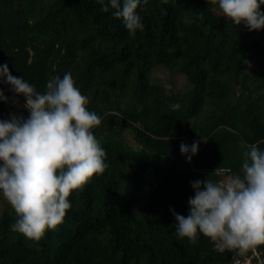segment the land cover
Instances as JSON below:
<instances>
[{
	"label": "trees",
	"instance_id": "1",
	"mask_svg": "<svg viewBox=\"0 0 264 264\" xmlns=\"http://www.w3.org/2000/svg\"><path fill=\"white\" fill-rule=\"evenodd\" d=\"M101 9L97 0H0V65L40 92L70 72L103 118L93 132L109 165L39 241L11 230L17 217L0 197V264H231L203 235L178 238L173 210L189 214L191 181L222 164L241 171V138L264 141V31L232 23L218 0H148L134 35ZM160 73L183 75L187 89ZM0 87L9 101L0 119L27 117L23 97ZM194 141L189 163L180 145Z\"/></svg>",
	"mask_w": 264,
	"mask_h": 264
},
{
	"label": "clouds",
	"instance_id": "2",
	"mask_svg": "<svg viewBox=\"0 0 264 264\" xmlns=\"http://www.w3.org/2000/svg\"><path fill=\"white\" fill-rule=\"evenodd\" d=\"M97 2L105 13L114 10L129 34L143 31L138 9L148 0ZM218 8L235 25L264 31V0H218ZM5 83L24 98L28 116L10 114L9 119H0V197L16 214L11 230L39 241L48 230L63 224L72 206L70 196L109 167L106 151L93 132L103 118L88 109V98L70 72L63 78H50L46 90L40 92L23 77L13 76L7 65H0V85ZM0 102H9L2 87ZM171 107L178 110L180 105ZM261 143L240 139L243 162L239 173L222 164L207 179L190 182L194 196L188 201L189 214L173 210L178 238L196 243L203 235L221 253H232L231 264H251L259 255L264 248ZM180 149L191 163L199 152V141L191 146L181 143Z\"/></svg>",
	"mask_w": 264,
	"mask_h": 264
},
{
	"label": "rangeland",
	"instance_id": "3",
	"mask_svg": "<svg viewBox=\"0 0 264 264\" xmlns=\"http://www.w3.org/2000/svg\"><path fill=\"white\" fill-rule=\"evenodd\" d=\"M159 75L163 76L164 80L166 81L167 85L169 87H172L176 91H184L188 87V83L185 79V77L178 73H170V74H162ZM127 139L129 142L133 143V134L130 132L127 133Z\"/></svg>",
	"mask_w": 264,
	"mask_h": 264
},
{
	"label": "built area",
	"instance_id": "4",
	"mask_svg": "<svg viewBox=\"0 0 264 264\" xmlns=\"http://www.w3.org/2000/svg\"><path fill=\"white\" fill-rule=\"evenodd\" d=\"M2 86H9L8 84H3ZM25 103L24 98L17 97V108L18 110L24 109L23 105ZM264 260V249L259 250V255L257 257L252 258L251 264H260V261Z\"/></svg>",
	"mask_w": 264,
	"mask_h": 264
}]
</instances>
